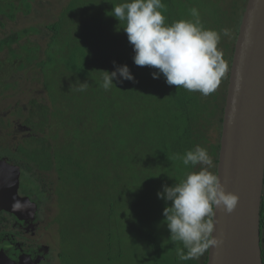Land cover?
Listing matches in <instances>:
<instances>
[{"label":"trees","instance_id":"1","mask_svg":"<svg viewBox=\"0 0 264 264\" xmlns=\"http://www.w3.org/2000/svg\"><path fill=\"white\" fill-rule=\"evenodd\" d=\"M31 2L32 0H0V27L4 26L2 17L14 19L19 11H29ZM110 2L114 7L124 0ZM162 2L165 5V8L161 9L166 18L165 22L170 24L172 21L180 20L183 12H179V9H183L184 0ZM220 2L213 5L212 12L207 9L204 11L207 14L212 13L209 15L214 20L216 19L214 15L220 11V20L224 19L225 23L227 20L226 25L229 28L233 27L231 34L232 38L234 35V41L229 50L224 88L216 89L207 96L199 92H189L182 87L178 89L175 85L170 86L162 74L154 79L152 73L158 71L157 69L136 66L132 60L133 48L128 39L121 35L105 39L104 35L97 34V29L104 26L97 23L99 16L90 18L89 26L92 27V31L88 29L84 36H81L83 39H67L75 32L77 26L76 12L72 11L75 8L81 11L80 18H76L80 21L90 7L89 0L67 1L58 11L57 19L46 24L50 33L42 49L31 39H22L34 30L33 27H25L0 38V53L4 52V56L0 57V95L8 88H14L16 81L10 82L8 78L20 71L25 77L29 73L32 80L36 79L47 93L48 100L44 102L36 97H29L25 111L20 107L15 109L20 112L23 125L30 133L15 146L0 143V160L6 157L43 170H54L62 185L70 186L75 183L81 185L85 182L90 183L92 175H97V179L100 180L102 176L100 173L107 171V164L103 162L96 168L88 165L87 156L82 151L100 149L103 147L102 142L106 141L107 151L116 148L117 154H110V158L119 168L118 171L121 169L122 172L126 161L127 169L133 167L131 161L140 169L136 190L139 200L135 207L121 201V197L127 195L131 187H123L121 184L118 189V194L121 193L118 207L124 204L125 208L121 211L124 218L115 217L108 220L110 222L108 225L118 224L116 229L118 238L115 241L113 239L115 231H109L107 253L102 258V264H206L208 251L202 256L201 261L198 259L180 261L175 249L177 246L182 247V244L170 240V231L164 223L165 219H156L155 222L151 218L152 210L163 216V209L170 206L171 202L166 203L157 196V193L162 191V186H172L176 181L183 179L187 171L197 170L191 166L186 168L181 160L176 159L177 154L183 155L186 150L200 145L207 149L214 163L217 164L218 161L219 140L217 143L209 142L205 128L211 124L216 111L219 113L217 121L221 125L229 68L241 20L233 17L234 10L230 11L234 13L231 16L224 14L229 11L222 8ZM69 11L70 22H67L65 14ZM114 24L121 26L119 23ZM223 37L225 36L222 35L220 39L221 46L228 48L231 39L226 41ZM110 40L113 43L110 44ZM113 61L118 65H128L136 82L113 81L116 86L113 85L110 90L105 91L101 87L103 70L113 71ZM77 81L88 83L87 90L76 91L74 84ZM116 117H120L117 118V123ZM112 125L117 128L115 132L108 134L106 129ZM124 128L126 140L121 142ZM85 129H90L88 133L93 135L90 148L81 147L84 144L81 142V136H88ZM104 130L106 139L101 140ZM78 141L80 147L77 145ZM126 154L129 155L126 157ZM214 173L216 174V169ZM118 176L123 179L122 173L118 172ZM149 188L153 189V192L147 196ZM82 196L81 194L80 197ZM94 196L100 197V194L87 192L84 195L91 203L98 199ZM108 197L112 201L117 199L111 193H108ZM98 200L102 203L100 199ZM115 211L108 210V215L114 214ZM259 215L261 260L264 264V176ZM128 218H133L134 228L130 232L125 229V220ZM145 221L148 222L146 230L143 229L146 226ZM60 231L64 234L65 228ZM140 232L143 234L138 240ZM129 234L131 236H128ZM121 236L124 243L122 239L120 240ZM137 240L143 245L139 252L134 246H127V241H130V245H135ZM81 246L84 247L83 244ZM89 250L90 248L86 254L80 255H75L76 249L59 251L60 263L94 264L95 257L99 256L89 253ZM73 256H76L77 260H74Z\"/></svg>","mask_w":264,"mask_h":264},{"label":"rangeland","instance_id":"2","mask_svg":"<svg viewBox=\"0 0 264 264\" xmlns=\"http://www.w3.org/2000/svg\"><path fill=\"white\" fill-rule=\"evenodd\" d=\"M68 0H32L31 8L29 11H19L15 18L10 20L8 18L2 17L4 21V26L0 27V38L4 35H7L13 31L21 30L25 27H33L34 30L29 32L22 39H31L33 42H37L39 48L42 49V46L45 45L46 40L48 39V35L50 33L49 29L46 27L47 23L52 22L57 19L58 11L65 6ZM100 1V2H99ZM89 0L90 7L87 8L83 18L80 21H77L76 18H80L81 11L79 9H74L72 13L75 11V32H72V35L67 39H83L81 36H84V33L89 29L92 31V27L89 26L91 24L90 18H96L97 23L104 25L102 28L97 29V34L104 35L105 39H113L115 35H121L124 39H127L126 33L122 30L121 26H124L123 22H116V18L112 13V5L111 0ZM217 2V4L215 3ZM220 0H184V7L182 10L179 9V12H183L180 19H192L190 15V9L196 8L199 12V16L201 22L203 23L205 28L216 30L219 33H222V29L229 28L226 25L225 20H220V11H217L218 14L214 15L216 17L215 20L219 22H215V20L208 13L204 11L207 9L209 12H212L213 5H218ZM246 0H221L220 4L222 8L228 10V13H224L228 16H231L236 19H240L242 16L243 8ZM181 8V7H180ZM233 8V9H232ZM231 13L230 11H233ZM70 11L68 14H65L66 21L70 22L68 18L70 16ZM222 15V14H221ZM1 18V17H0ZM114 23H119L121 26H117ZM72 25V24H71ZM86 26V27H84ZM80 28V29H78ZM230 35L223 37L228 42V48H224L221 46L222 43L219 42L218 50L222 52V58L225 61L227 70L229 65V50L231 49L232 42L234 41V35L232 38V29L230 26ZM78 30V31H77ZM223 34H221L222 36ZM110 44L113 43L112 40L109 41ZM16 46V44H15ZM41 49L39 52H41ZM4 56V52L0 53V57ZM227 72V71H226ZM225 72V73H226ZM224 78L225 74L220 79V82L216 89L224 88ZM8 80L10 82L16 81L14 88H8L4 91L3 95H0V143L9 144L10 146H15L17 143L21 141L22 138L29 135L30 130L23 125L22 119L20 117V112L15 111L16 108L20 107L23 111L26 109V102L29 97H36L39 100L47 102V93L44 91L43 87L37 83L36 79L32 80L30 78V74L27 73L26 77L23 72H15L13 73ZM222 91V90H221ZM219 113L212 118L211 124L205 128V134L208 138L209 142L217 143L220 142V130L221 125L217 121ZM117 118H115V122L117 123ZM7 120L9 123H7ZM119 122L126 126L123 121L119 120ZM127 122V119H126ZM116 126L112 125L110 128H107V133L112 134L116 130ZM87 131L88 136L82 135L81 142L84 143L81 145L82 148H90V144L92 142V134L88 132L90 129H85ZM106 130L101 134V140L106 139ZM125 128L122 131L121 142H124L125 139ZM85 137V138H84ZM119 139V140H120ZM117 142V138H116ZM103 147L96 150H83V154L87 156V160L89 161L90 166L96 168L97 165L103 162L107 164L106 172L100 173L102 176L97 179V175H92V180L90 183L85 182V184L75 185L71 184L70 186H64L61 182H58L57 173L54 170L51 171H42L41 173H36L37 178H39V182L42 185L41 188V196L39 200L41 201L39 206V213L43 217L54 218L55 225L50 227V231L48 232V237H41V239L37 240L34 237H30V239H34V241L30 244L45 242L50 247L49 254L47 256V261H50L49 264H59L57 259V251H68L75 250V255L86 254L87 249L90 248L89 253L96 254L99 257H95L94 264H102V258H104L107 253V244L109 231H115L113 235V239L117 241V226L118 224H111L108 220L120 217V219L124 218L121 211L124 209V204L119 206V196L118 189L121 187L130 186V191L127 195L121 197L122 202L128 203L130 206L135 207L138 203L139 194L136 193L138 189V178L140 169L137 167L138 165L131 161L133 164L132 168L127 169V161L123 165L122 172L121 169L118 171V167L116 164L112 163L110 158V154H117L116 148H113L109 151L106 150L107 142H102ZM78 147H80V142L78 141ZM129 154H126L127 157ZM117 160V158H116ZM200 167H206L204 165H197L196 169L199 170ZM216 169V163L212 161V167L209 169L214 172ZM118 172L122 173L123 179L118 176ZM137 177V178H135ZM70 184V183H69ZM147 185H151L147 183ZM144 184L142 185V187ZM147 186V188L149 187ZM148 195L153 192V189L149 188ZM143 190V188H142ZM161 191V190H160ZM98 193L100 197L94 196L102 201V203L95 199L94 203H91L88 199L84 197L85 193ZM108 193H111L113 196H116L117 199L112 201L108 197ZM83 195L80 197V195ZM118 194V195H117ZM125 197V199H124ZM86 199V200H85ZM154 206L151 208L153 209ZM108 210H116L114 214L108 215ZM153 217L151 220H164L165 218L161 215H158L155 210H152ZM113 220V219H112ZM146 226L143 229H147L148 222H146ZM58 225V226H57ZM133 218H128L125 220V229L127 232L133 230ZM59 228V229H57ZM65 228V233L61 234L60 230ZM140 228V227H139ZM124 231V230H123ZM143 234V232H142ZM141 232L138 233V240L142 235ZM128 236H131L130 234ZM45 237V238H44ZM122 239V240H121ZM133 239V238H132ZM120 240L122 243L123 236H121ZM136 242L135 245H130V241H127V246H134L135 250L138 252L143 248V245L139 242ZM28 243V242H27ZM84 247L82 248L81 245ZM101 255V256H100ZM135 255L133 254L132 257ZM203 256V255H202ZM202 256L198 259L201 261ZM131 257V258H132ZM64 259V258H63ZM74 260H77L76 256H73ZM66 260V259H65ZM43 264H48L43 262Z\"/></svg>","mask_w":264,"mask_h":264},{"label":"clouds","instance_id":"3","mask_svg":"<svg viewBox=\"0 0 264 264\" xmlns=\"http://www.w3.org/2000/svg\"><path fill=\"white\" fill-rule=\"evenodd\" d=\"M162 0H124L116 5L112 13L123 22V31L132 45L133 63L157 69L152 76L162 74L168 85H175L189 92L207 96L214 92L220 79L227 71L222 52L218 50L221 33L205 28L196 8L190 9L192 19H180L166 23L161 9ZM224 36L230 30L222 29ZM114 70H103L101 87L108 91L113 85L128 80L135 81L128 65L113 61ZM75 90L86 91L89 84L77 81ZM176 159L183 165L199 170H190L183 179L172 186L163 185L158 198L170 206L163 209L164 223L170 231V240L180 242L176 247L180 261L199 259L210 247L219 246L221 240L213 235L214 216L217 207L231 213L238 202V196L226 192L219 176L209 169L212 159L206 148L196 145Z\"/></svg>","mask_w":264,"mask_h":264},{"label":"water","instance_id":"4","mask_svg":"<svg viewBox=\"0 0 264 264\" xmlns=\"http://www.w3.org/2000/svg\"><path fill=\"white\" fill-rule=\"evenodd\" d=\"M216 175L238 196L231 213L215 209L206 264H262L259 212L264 176V0H247L236 35L221 121ZM18 169L0 161V209L18 214ZM5 260L0 259V262Z\"/></svg>","mask_w":264,"mask_h":264},{"label":"flooded vegetation","instance_id":"5","mask_svg":"<svg viewBox=\"0 0 264 264\" xmlns=\"http://www.w3.org/2000/svg\"><path fill=\"white\" fill-rule=\"evenodd\" d=\"M0 161L18 169V195L28 198L23 206L16 207L18 214L0 209V259H5L0 264H49L51 262L47 261V256L50 247L45 242L30 244L34 241L30 237L37 240L43 236L47 238L50 227L55 225V217H43L38 211L42 185L36 173L47 170L6 157ZM56 255L61 264L59 251Z\"/></svg>","mask_w":264,"mask_h":264}]
</instances>
